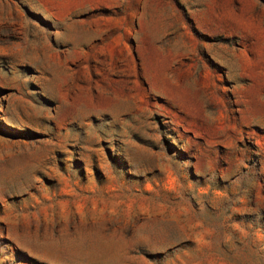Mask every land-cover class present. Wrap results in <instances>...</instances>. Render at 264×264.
<instances>
[{"label": "rangeland", "instance_id": "rangeland-1", "mask_svg": "<svg viewBox=\"0 0 264 264\" xmlns=\"http://www.w3.org/2000/svg\"><path fill=\"white\" fill-rule=\"evenodd\" d=\"M0 264H264V0H0Z\"/></svg>", "mask_w": 264, "mask_h": 264}]
</instances>
